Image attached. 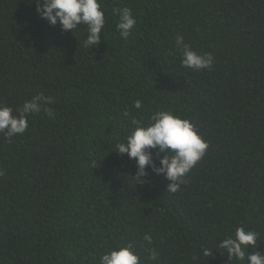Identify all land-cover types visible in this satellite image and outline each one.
Here are the masks:
<instances>
[{
    "label": "trees",
    "instance_id": "obj_1",
    "mask_svg": "<svg viewBox=\"0 0 264 264\" xmlns=\"http://www.w3.org/2000/svg\"><path fill=\"white\" fill-rule=\"evenodd\" d=\"M101 3V43L87 49L86 26L62 32L35 0H0V102L16 110L42 93L55 114L29 116L11 141L0 132V264H99L129 244L140 264H246L217 244L243 225L264 250V0ZM123 7L136 18L127 41ZM177 36L212 69L182 67ZM168 110L209 145L175 193L150 168L135 185V160L114 146L133 118Z\"/></svg>",
    "mask_w": 264,
    "mask_h": 264
},
{
    "label": "clouds",
    "instance_id": "obj_2",
    "mask_svg": "<svg viewBox=\"0 0 264 264\" xmlns=\"http://www.w3.org/2000/svg\"><path fill=\"white\" fill-rule=\"evenodd\" d=\"M36 11L41 19L50 26L59 24L62 32L78 31L86 26L87 36L83 47L91 49L98 47L105 28V11L101 0H35ZM113 14L118 16L116 29L122 40L127 41L136 25V18L129 7L113 8ZM176 45L182 51L181 66L193 71L211 70L213 56L211 53L200 54L184 42L182 36H177ZM53 103L51 97L42 93L33 96L23 105L14 110L13 107L0 102V132L7 140L23 134L28 128V117L43 111L48 118H54V112L47 107ZM135 109L142 108V101L136 100ZM15 112V114H14ZM125 117L129 112L125 110ZM134 129L125 140L115 142L117 154H127L129 159L136 163L135 175L131 176L136 184L144 185L149 176L148 169L157 176H164L171 181L167 191L175 193L185 183V177L204 157L209 145L198 134L196 126L186 118L174 114L171 110L157 111L151 116L150 123L145 125L142 121L131 120ZM156 150V157L153 151ZM162 154V156H161ZM0 171V175H3ZM143 239L152 243V236L145 234ZM260 234L243 225L237 226L234 234L226 235L219 240L217 247L223 249L229 260L246 261V264H264V250L257 251ZM252 248V252L247 251ZM212 251L203 249L202 254L209 257ZM152 261H159V254L153 249L150 252ZM99 264H140V257L135 249L129 245H116L99 257Z\"/></svg>",
    "mask_w": 264,
    "mask_h": 264
}]
</instances>
